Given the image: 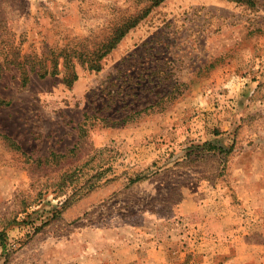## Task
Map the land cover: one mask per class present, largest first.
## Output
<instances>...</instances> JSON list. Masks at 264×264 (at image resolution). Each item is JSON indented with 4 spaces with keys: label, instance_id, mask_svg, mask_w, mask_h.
Returning <instances> with one entry per match:
<instances>
[{
    "label": "rangeland",
    "instance_id": "1",
    "mask_svg": "<svg viewBox=\"0 0 264 264\" xmlns=\"http://www.w3.org/2000/svg\"><path fill=\"white\" fill-rule=\"evenodd\" d=\"M151 5L0 0V264H264V0H165L71 87L6 59Z\"/></svg>",
    "mask_w": 264,
    "mask_h": 264
},
{
    "label": "trees",
    "instance_id": "2",
    "mask_svg": "<svg viewBox=\"0 0 264 264\" xmlns=\"http://www.w3.org/2000/svg\"><path fill=\"white\" fill-rule=\"evenodd\" d=\"M153 5L143 10L139 14L123 15L107 34H95L91 38H85L84 42L74 40L63 48H47L42 52H33L21 56L14 54L9 58L10 64L17 67L26 75L27 68L36 72L37 76L45 79L49 76L60 74V68L64 69V82L71 87L78 78L75 71L76 64L86 66L89 70L100 72L102 70L101 61L106 58L123 38L135 28L142 19L149 15L151 9L158 6L165 0H152ZM245 4L250 7L256 5V0H228ZM90 40L93 42L91 47L88 46ZM76 41V42H75ZM27 76V75H26ZM24 77V84L28 83V78ZM78 172L67 173L62 177V184H70Z\"/></svg>",
    "mask_w": 264,
    "mask_h": 264
}]
</instances>
